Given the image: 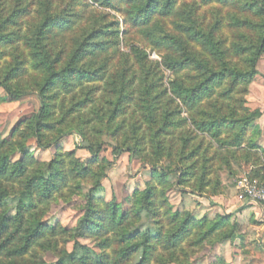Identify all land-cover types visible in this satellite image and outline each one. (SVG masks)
<instances>
[{
	"label": "rangeland",
	"instance_id": "1",
	"mask_svg": "<svg viewBox=\"0 0 264 264\" xmlns=\"http://www.w3.org/2000/svg\"><path fill=\"white\" fill-rule=\"evenodd\" d=\"M144 1L0 0V264H264V0Z\"/></svg>",
	"mask_w": 264,
	"mask_h": 264
},
{
	"label": "trees",
	"instance_id": "2",
	"mask_svg": "<svg viewBox=\"0 0 264 264\" xmlns=\"http://www.w3.org/2000/svg\"><path fill=\"white\" fill-rule=\"evenodd\" d=\"M166 5L169 6V9H170V6H171L170 2H167ZM261 8H262V11L264 12V6H261ZM158 11H160L159 0H145L142 4H139L135 8V12L132 17V20L136 25L147 26L152 22L154 15ZM263 52H264V32H263L262 38L260 39L258 43L257 49L253 55V58L251 60L250 74L255 75L258 73L257 64ZM46 67L50 69L48 65H46ZM0 88L5 90L6 93L9 94L10 96H13L15 98L22 97L26 93L24 90H18V89L15 90L14 88H12V86L10 85L8 81L3 80V79H0ZM44 113H45L44 109H42L41 113H39L37 117V121L34 126L33 136L35 137L40 147L47 148L53 145L58 138L48 143L43 142L42 126H43V120L45 117ZM100 148H101L100 145L97 148H95L94 145L87 146V149L90 151V153L93 155L94 158L98 157ZM126 151L129 153H133L135 151V148L117 147L113 150L114 158L117 159L123 152H126ZM153 170H160V172L163 175H167L169 171H174V170H169L168 172H166L165 170L160 168V166H153ZM38 179L41 182L47 181V179L44 177H39ZM21 201L22 200L19 199V203ZM31 203L32 202H28L27 204H25L27 211L29 210ZM23 224L24 223L22 222V219H21V221L18 223V226L15 227L14 230H12L13 232L11 231L12 233L11 232L9 233V236L5 238L6 240L4 239L6 242H8V244H11L12 242H18V241L24 240L23 241L24 244L16 249V254H18V256L20 257L27 255V253L30 251V248L33 246V243L44 235V231H43L41 223L35 222L32 232L29 231L32 227V224L30 225L28 230H25L26 228H23L24 227L22 226ZM9 227H10V224L8 223V218L6 217V214H3L0 217V240L7 235L6 233H8ZM28 231H29V234H26ZM2 245L3 243L2 244L0 243V248L4 247ZM128 249L129 248H127V250ZM131 253H132V250H129L128 253L123 252L125 257L131 255ZM82 257L83 256L81 255V252H71L68 256H66L62 260V264H72V262H77L79 260L80 262H83L84 260L82 259ZM138 264H145V263H143V261L140 260Z\"/></svg>",
	"mask_w": 264,
	"mask_h": 264
},
{
	"label": "built area",
	"instance_id": "3",
	"mask_svg": "<svg viewBox=\"0 0 264 264\" xmlns=\"http://www.w3.org/2000/svg\"><path fill=\"white\" fill-rule=\"evenodd\" d=\"M238 188L245 202H258L264 204V184L248 176H243L238 181Z\"/></svg>",
	"mask_w": 264,
	"mask_h": 264
}]
</instances>
